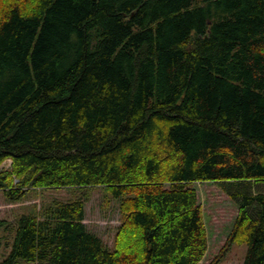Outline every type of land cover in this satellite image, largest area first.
Returning a JSON list of instances; mask_svg holds the SVG:
<instances>
[{
    "label": "trees",
    "instance_id": "1",
    "mask_svg": "<svg viewBox=\"0 0 264 264\" xmlns=\"http://www.w3.org/2000/svg\"><path fill=\"white\" fill-rule=\"evenodd\" d=\"M204 183L238 205L210 264H264V0H0V191L122 214L110 249L83 198L33 207L0 264H200Z\"/></svg>",
    "mask_w": 264,
    "mask_h": 264
},
{
    "label": "rangeland",
    "instance_id": "2",
    "mask_svg": "<svg viewBox=\"0 0 264 264\" xmlns=\"http://www.w3.org/2000/svg\"><path fill=\"white\" fill-rule=\"evenodd\" d=\"M10 165V160L4 164L6 168ZM193 187L198 191L209 237V249L200 264H210L221 254L226 245L228 235L238 215V205L220 184L204 183L195 184ZM80 197L86 201L85 223L87 228L98 235L110 249H113L117 230L122 223V214L120 202L103 188L33 190L18 203L9 202L4 193L0 191V219L8 222V229L2 231L4 238L3 248L0 250V262L9 251L18 219L23 214H27L33 207L40 210L42 205L52 200L68 201ZM247 252V245L234 244L219 264H243Z\"/></svg>",
    "mask_w": 264,
    "mask_h": 264
}]
</instances>
